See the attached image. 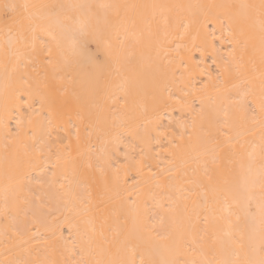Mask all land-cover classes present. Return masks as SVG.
<instances>
[{"label": "bare ground", "instance_id": "1", "mask_svg": "<svg viewBox=\"0 0 264 264\" xmlns=\"http://www.w3.org/2000/svg\"><path fill=\"white\" fill-rule=\"evenodd\" d=\"M0 264H264V0H0Z\"/></svg>", "mask_w": 264, "mask_h": 264}, {"label": "snow or ice", "instance_id": "2", "mask_svg": "<svg viewBox=\"0 0 264 264\" xmlns=\"http://www.w3.org/2000/svg\"><path fill=\"white\" fill-rule=\"evenodd\" d=\"M16 7L17 6L14 5V4L4 3V4L0 5V12H2L5 15H7L9 13L13 14L11 16V20L14 23L15 22L14 14H15V11H16Z\"/></svg>", "mask_w": 264, "mask_h": 264}]
</instances>
